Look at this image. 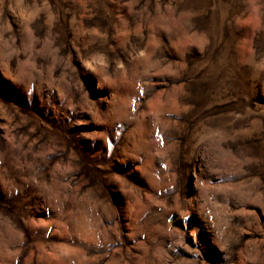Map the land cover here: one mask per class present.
Here are the masks:
<instances>
[{
    "label": "rangeland",
    "instance_id": "obj_1",
    "mask_svg": "<svg viewBox=\"0 0 264 264\" xmlns=\"http://www.w3.org/2000/svg\"><path fill=\"white\" fill-rule=\"evenodd\" d=\"M0 264H264V0H0Z\"/></svg>",
    "mask_w": 264,
    "mask_h": 264
}]
</instances>
